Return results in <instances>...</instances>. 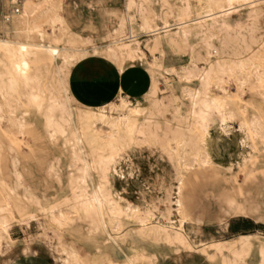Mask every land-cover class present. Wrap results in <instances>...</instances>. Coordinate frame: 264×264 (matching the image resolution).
<instances>
[{
  "label": "bare ground",
  "instance_id": "1",
  "mask_svg": "<svg viewBox=\"0 0 264 264\" xmlns=\"http://www.w3.org/2000/svg\"><path fill=\"white\" fill-rule=\"evenodd\" d=\"M142 1L148 0H138V3L136 0H124L118 22L107 28L105 39L112 41L107 44L106 53L111 60L123 62L140 57L139 53L143 52L139 37L143 33L154 37L151 49L161 51V35L165 36V43L173 47L186 40L193 30L210 37L215 29L228 31L232 27L230 17L239 15L242 6L248 7L245 21L251 23L252 27H258L259 7L264 4V0H205L194 12V18L181 17L189 14L187 5L179 14L178 23L171 24L163 19L162 25H157L155 20L159 16L140 7ZM60 3V0H21V9L16 11L19 18L16 16L14 33L24 34L26 39L0 38V224L7 223L14 211L24 216L30 214L32 209L39 208L49 213L51 222L61 226L60 204L55 205L48 200L44 192V188H47L45 178L42 177L37 187L31 183L29 175L19 174L15 185H10L1 164L2 150L6 148L11 154L14 171L19 163L28 166L29 160L39 159L38 172L54 177L59 170L55 164L56 157L52 156L46 141L63 151L64 148L58 144V140L62 139L70 148L67 183L73 200L83 203L78 198L89 196L93 186L97 189L103 186L108 197V200L100 199L95 205L96 208L103 205L102 216L75 215L72 218L65 213L62 227H72L75 222L82 221L87 223L89 233L102 232L107 235V240L117 244L118 231L124 226V220L128 219L138 225L136 233L141 238L164 240L176 246L175 252L193 250L192 243L182 232L183 223L190 220L181 201L186 177L183 173L215 167L227 170L238 181H243L256 169L264 168V39L258 49H241L228 58L218 55L215 60H209L200 71L199 88L189 91L193 122L181 131L167 130L160 126L156 114L146 105L130 108V101L125 96L119 97L118 105L111 102L100 107V112L73 108V99L66 88L65 69L68 70L78 53V58H82L89 50L74 49L73 45L83 47L91 45L93 40L79 39L81 36L78 38L75 31L70 30L65 18L58 15ZM173 11V8H169L168 13L171 15ZM172 30H176L174 36L168 34ZM32 36L38 42L31 41ZM61 43L66 46H60ZM93 51L97 52V48H93ZM151 65L158 66L156 62ZM120 72H123L122 66ZM228 82L235 85V93L228 91ZM156 87V79L152 77L153 92ZM245 93H248V100L243 102L241 98ZM107 106L116 115L107 114ZM29 111L40 115L38 124L42 129L30 128L31 125L25 120ZM4 120L8 121L7 128L3 127ZM21 137L31 140L26 144L25 153L18 147L17 138L20 140ZM164 138L174 144L170 145L173 162L186 166L184 172L178 170L174 201V217L181 230L174 228L171 218L169 227L152 225L154 214L151 205L122 206L114 188L117 177L121 175L118 164L122 159L140 147L141 141L156 145ZM224 138L232 141L230 147L219 146ZM93 172L97 174L96 181L92 178ZM29 173L32 171L29 170ZM19 186L21 193L16 191ZM249 194V191L241 193L246 199L243 202L234 201L229 213L243 217L251 214L256 221H264V202H255ZM54 207L57 212L53 211ZM68 220L72 223H68ZM3 231L0 228V241ZM62 244L67 264H117L100 252L102 245L99 243L96 244V250L100 252L97 253L98 258L83 255L80 248L72 244ZM206 246L210 248L206 256L214 264H250L253 253L258 258L256 264H264V235H239L230 240L212 241ZM136 259L128 257L124 264L151 263H136Z\"/></svg>",
  "mask_w": 264,
  "mask_h": 264
},
{
  "label": "rangeland",
  "instance_id": "2",
  "mask_svg": "<svg viewBox=\"0 0 264 264\" xmlns=\"http://www.w3.org/2000/svg\"><path fill=\"white\" fill-rule=\"evenodd\" d=\"M4 1L7 11L0 21V38L9 36L25 40L24 34L14 33V23L19 18L16 11L21 9V0ZM80 1L60 0L61 9L58 10V15L65 18L70 30L75 31L74 33L78 38L81 36L79 39L91 38L93 40L91 45L86 44L83 47L78 44L73 45L74 49L87 48L91 51L88 50L87 55L82 58H78V53L76 60L69 65L68 70L65 69V72L67 71L65 78L67 90L71 68L86 59L105 61L107 65L115 66L118 72L120 66H122L124 71L122 74L123 94L120 93L113 102L118 105L120 102L119 97L125 96L130 101L129 107L146 105L150 111L156 114L160 126L167 130L181 131L182 128L187 127L188 124L191 125L193 122L191 116L192 97L189 95V91H195L199 88L200 71L209 60H215L218 55L228 58L232 53L241 49H258L259 43L264 39V4L259 7L258 27H252L251 23L248 24L245 21L248 7L242 6L239 15L230 17L232 27L228 31L215 29V31L213 30L214 35L210 37L207 34H197V31L193 30L186 40L180 38L181 42L173 47L166 44L165 36L161 35L163 42L161 51L152 50L154 37L143 33L139 37L140 49L143 52L139 53L140 57H136L134 60H124L123 62L114 61L106 53L107 44L112 40L105 39V32L107 28L118 22L123 11L124 0H89L87 9L84 11L80 9ZM136 1L138 3V0ZM204 1L148 0L139 4L140 7L154 11L159 16V18L156 17V24L162 25L163 19L168 20L171 24L178 23L179 14L183 13L182 10L187 5L190 9L189 14L181 17L194 18V12ZM169 8L174 10L171 15L168 13ZM175 32L176 30H172L168 34L174 36ZM31 41L38 42V39L32 36ZM60 46L66 45L61 43ZM93 48H97V52H94ZM153 62H156L158 66H152ZM152 77L156 79L157 86L154 92L152 91ZM226 86H228L227 89L230 93L236 92L233 83L228 82ZM68 93L73 99L71 103L73 108H89L100 112V107L82 106L73 98L69 90ZM241 100L246 102L248 93H245ZM109 108L107 106L105 112L109 115H116V112ZM25 120L31 125V129H42V126L38 124L41 117L35 111L26 113ZM8 125V121L4 120L3 127L7 128ZM190 134H193V132ZM224 139L219 142V146H222L221 148L230 147L232 141ZM46 142L52 156L56 157L55 164L60 171L56 176L50 178L45 174H40L37 170L40 163L39 159L29 160L28 166L19 163L14 171L11 154L8 153L6 148L2 150L3 162L1 168L10 185H15L19 174L29 175L31 183L37 187L40 186L42 177H44V184L47 185L44 192H46L50 203L58 205L71 194L67 183L70 148L68 144H64L62 139L58 140V144L64 148L63 151L59 146L53 145L49 141ZM17 143L20 151L25 153L26 144L31 143V140L27 137H21L20 140L17 138ZM171 143L165 138L156 142V145L148 141H141L140 147L130 152L129 157L122 159L118 164V171L121 175L117 177L114 188L122 206L127 204L138 207L151 205L154 214L151 221L152 225L169 227L171 226L169 218H171L174 222V228L181 230L179 222H176L174 217V201L178 170L184 172L186 166H178L173 162L170 147L174 144ZM29 170L32 173H29ZM61 173H63V176ZM126 173H131V175H125ZM183 174L186 177L183 181L181 201L190 220L183 223L182 232L185 233L193 245L191 251L175 252L176 246L164 240L139 237L136 233L138 225L132 220H124L125 224L118 231L119 238H117V244H115L107 240V235L102 232L89 233L88 225L85 222L77 221L72 227L58 226L50 221L48 212L46 214L45 211L34 208L28 215L22 216L14 211L9 216L8 227L3 231L0 241V264H67L64 259L65 254L62 253V243L72 244L75 248H80L79 250L83 255L88 254L93 258H98L97 253L104 252L106 258L109 257L108 259L117 264H124L128 257H137L136 263L214 264L206 256L210 252V248H206V245L212 241L227 240L234 236L226 230L228 216L224 212V208L227 207L228 199L233 197L238 202H243L246 197L240 194L249 191L250 199H255V202L259 204L263 203L264 168L256 169L251 176L243 181H238L227 170L215 169V167L193 171L190 174L185 171ZM92 178L96 181L97 174L95 172L92 173ZM16 191L21 193V186ZM55 212H57V209ZM197 215H201L200 221L196 219ZM71 217L74 218L75 215ZM21 220L25 222L20 223ZM248 221L245 218L232 220L233 232L245 227ZM98 243L102 245V251L100 252L96 250V244ZM25 248L30 249L32 254L26 255ZM257 261L258 258L253 253L249 262L250 264H256ZM215 264H218V262Z\"/></svg>",
  "mask_w": 264,
  "mask_h": 264
},
{
  "label": "crops",
  "instance_id": "3",
  "mask_svg": "<svg viewBox=\"0 0 264 264\" xmlns=\"http://www.w3.org/2000/svg\"><path fill=\"white\" fill-rule=\"evenodd\" d=\"M88 1L89 0H81L79 2L81 10L84 11L87 9ZM6 11L5 1L0 0V21L4 17ZM71 69L68 90L73 98L82 106L91 108L103 107L116 100L120 93L123 94L122 74L124 71L119 74L115 66L107 65L105 61L86 59L76 64ZM95 69H103V71L97 72L94 71ZM234 201H236V199L233 197L228 199V208H224V212L228 216L226 230L234 235L227 240L233 239L239 235H264V221H256L251 214L247 215V217H243L234 216L229 213L230 207L234 204ZM240 218L249 220L248 224L233 232L234 226L231 221ZM196 219L200 221L201 215H197Z\"/></svg>",
  "mask_w": 264,
  "mask_h": 264
},
{
  "label": "snow or ice",
  "instance_id": "4",
  "mask_svg": "<svg viewBox=\"0 0 264 264\" xmlns=\"http://www.w3.org/2000/svg\"><path fill=\"white\" fill-rule=\"evenodd\" d=\"M230 6H234V5H230ZM89 51L91 50L89 49ZM94 71L102 72L103 69H95ZM125 175H131V173H126ZM74 191L76 190L74 189ZM78 199L79 201H82L83 203H78L76 200H73L71 196H69L67 200L63 201L59 205L60 216H61V221H60L61 226H63V223H64L65 213H67L69 217L73 215L89 216L92 214H95L97 216H102L103 215V205H101L100 208H96L95 205L99 202L100 199L108 200V197L103 190V186H101L99 189L93 186V188L90 191L89 196L87 197L80 196ZM55 210L56 209L54 207L53 211ZM24 222H25L24 220L20 221V223H24ZM67 222L72 223L71 220H68ZM7 227H8L7 223L0 224V228H3L4 230H6ZM24 251L26 255L32 254L31 250L28 248H25Z\"/></svg>",
  "mask_w": 264,
  "mask_h": 264
}]
</instances>
